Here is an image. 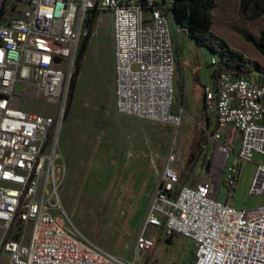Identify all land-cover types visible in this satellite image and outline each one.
Instances as JSON below:
<instances>
[{"label":"built area","instance_id":"2783aa9c","mask_svg":"<svg viewBox=\"0 0 264 264\" xmlns=\"http://www.w3.org/2000/svg\"><path fill=\"white\" fill-rule=\"evenodd\" d=\"M21 1L20 17L6 21L3 15L0 21V264H142L161 237L175 236L192 242L193 264H264V207L245 211L219 202L205 175L187 185L175 148L135 242L134 260L76 232L61 211L64 174L57 147L87 17L93 10L100 19L111 15L117 112L179 126L169 25L175 21L173 0ZM216 68L212 57L211 73ZM28 100L53 108V114L27 110L22 105ZM203 103L211 128L202 150L214 159L225 156L221 180L233 186L240 163L258 153L263 162L253 191L264 193V77L220 73L205 87ZM232 130L239 151L228 162L232 150L224 139ZM149 229L159 236H147Z\"/></svg>","mask_w":264,"mask_h":264},{"label":"rangeland","instance_id":"374dc122","mask_svg":"<svg viewBox=\"0 0 264 264\" xmlns=\"http://www.w3.org/2000/svg\"><path fill=\"white\" fill-rule=\"evenodd\" d=\"M1 9L4 20L18 18L22 1L0 0ZM215 22L219 28L217 17ZM169 25L175 58L173 103L180 116L179 126L117 112L112 23L111 15L105 14L96 21L77 79L70 85L59 134L57 164L64 174L59 189L61 211L80 236L127 261L135 258V242L174 148L187 185H197L205 175L204 181L208 180L212 196L219 202L236 210L264 207V193L253 191L262 155L254 153L251 160L240 163L236 187L229 190L221 184L225 156L214 159L202 150L207 139L203 97L205 87L212 84V56L189 39L187 20L170 21ZM16 92H22L21 86ZM28 101L21 104L27 110L53 114V108L43 110V103ZM230 147L228 162L237 158L239 144ZM153 234L152 229L147 231V236ZM141 259L142 264H193V245L182 236L171 242L161 237L153 251Z\"/></svg>","mask_w":264,"mask_h":264},{"label":"trees","instance_id":"16d2710c","mask_svg":"<svg viewBox=\"0 0 264 264\" xmlns=\"http://www.w3.org/2000/svg\"><path fill=\"white\" fill-rule=\"evenodd\" d=\"M253 4L255 0H248ZM216 0H173L172 11L177 22L187 20L189 26L185 29L187 36L194 41L196 46L206 49L217 60V68L212 72V76L216 77L220 73H227L234 77L245 79H259L262 74L259 73V66L248 58L244 53L231 47L228 42L220 35L212 30L213 10ZM4 9L0 10V21L4 15ZM99 13L95 10L91 11L85 22L86 34L84 35L79 52L76 58V69L72 77V83L77 79L80 67L87 54L89 42L94 34L96 21ZM242 37L252 44L264 56V33L259 39H254L247 33L241 32ZM114 54V51H113ZM239 175L233 186L226 185L224 180L221 184L234 189L238 181ZM173 237L167 239L171 242Z\"/></svg>","mask_w":264,"mask_h":264},{"label":"crops","instance_id":"0c3cea01","mask_svg":"<svg viewBox=\"0 0 264 264\" xmlns=\"http://www.w3.org/2000/svg\"><path fill=\"white\" fill-rule=\"evenodd\" d=\"M217 11L218 13H216ZM215 17H217V22L220 25L219 28H215ZM234 24H240L242 28L236 27ZM212 30L224 38L231 47L243 52L254 61L259 66V73L264 77V56L240 34L241 32L247 33L257 40L264 33V0H255L253 4L249 3L248 0H216ZM213 79L211 73V83ZM203 116H205L206 129H210L211 123L206 118L204 103L202 107ZM238 137V133L232 130L228 132L224 140L226 144L232 145L238 142Z\"/></svg>","mask_w":264,"mask_h":264}]
</instances>
